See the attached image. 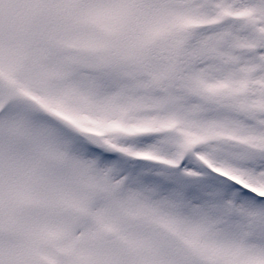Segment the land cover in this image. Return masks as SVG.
Listing matches in <instances>:
<instances>
[{
  "label": "snow or ice",
  "instance_id": "snow-or-ice-1",
  "mask_svg": "<svg viewBox=\"0 0 264 264\" xmlns=\"http://www.w3.org/2000/svg\"><path fill=\"white\" fill-rule=\"evenodd\" d=\"M0 264H264V0H0Z\"/></svg>",
  "mask_w": 264,
  "mask_h": 264
}]
</instances>
